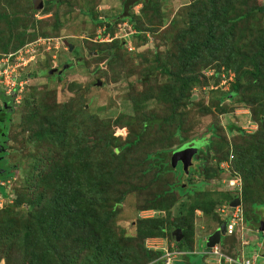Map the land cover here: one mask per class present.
<instances>
[{
  "label": "rangeland",
  "instance_id": "1",
  "mask_svg": "<svg viewBox=\"0 0 264 264\" xmlns=\"http://www.w3.org/2000/svg\"><path fill=\"white\" fill-rule=\"evenodd\" d=\"M201 1L152 0V4L144 10L143 4H138L133 10L138 15L136 28L127 20L115 22V18L123 12L122 0H0V63H4L7 56L13 53L10 60L22 64L13 73L18 72L23 79L22 86L17 87L13 94L9 92L15 97L11 139L8 141L11 152L8 156L10 162L19 164V168L13 179L6 183L9 196L0 194V220L4 217L2 211L13 208L17 194L25 190L28 175L33 171L29 155L49 150L48 145L41 150L33 148L31 152L30 148L20 150L24 145L22 139L27 134L25 125L31 123L34 129H38L41 124L47 126L53 121L50 127L54 128L58 125L61 111L68 110L72 119L85 121L93 129L98 126L107 134L104 142L108 147L104 148L103 157L119 162L120 167L118 180L112 182V193L115 195L128 187L140 189L123 201L113 223L118 234L136 236L139 219L166 215L164 211L143 206L156 193L167 189V184L175 177L170 173L164 180L167 183L156 185L152 179L154 169L145 171L151 162L145 159L146 153L179 147L183 138L187 143L208 137L213 141L211 148L204 147V152L196 155L191 167L207 161L209 167L217 168L220 157L225 160L228 155H233L232 159L237 162L236 173L231 169L222 170L194 195L178 197L174 200L170 216H178L196 198H205L207 193L214 197L217 202L213 213L196 211L192 244L194 252L208 251L204 253L201 264H229L220 261L219 254L209 252L211 247L207 246L206 240L221 226L217 225L216 215L225 220L229 212L239 207L243 221L239 220L236 230L226 239H221L217 244L218 249L232 258L252 259L256 256V264H264V232L259 230V225L254 228L246 223V214L250 218L255 216L252 211L244 212L249 206H244L241 192L246 185L253 190L264 187V167L259 164L252 167V173H247L240 165V151L243 148L255 145L264 149V124L259 122L260 114L255 115L247 104L248 100H243L251 99L248 92L245 98L242 95L231 101H222V97L231 91L238 75L233 66L227 67L224 63V59H230L228 51L223 50L221 58H218L220 52L215 59L207 56L204 59L196 58L188 64V68L178 64L180 48L189 42V39L181 37V32L187 31L192 24L189 11L191 8L197 9ZM214 1L218 8L234 4L240 7L237 11L229 10L231 16L245 11L247 5L264 3V0ZM108 22H111V28L106 25ZM242 25H248L251 29L247 30V27L243 33L237 30L238 34H242L240 40L232 41L237 51L246 49L243 55H250L256 31L264 28V16L241 22L237 27ZM19 40L23 43L20 44ZM118 42L121 43L119 47ZM20 49L23 54H20ZM252 66L249 61L246 63V67ZM165 67L167 71H164ZM8 70L9 73L13 71L11 68ZM193 70L199 80L191 79L186 85L183 84L182 78L191 77ZM250 78H245L243 85L249 86ZM144 92L147 99L141 104V110L136 111L137 100L146 97ZM0 102L3 104L2 100ZM143 113L160 117L174 113L176 118L169 120L163 128L146 129L139 141L116 152L115 149L126 141L134 140L142 130ZM231 125L236 126L230 131ZM177 128L181 130L172 133ZM73 129L72 141L75 142L77 129ZM86 131H89V127ZM168 134L173 137H166ZM85 140L90 142L91 138ZM181 150H175V155ZM218 166L221 167L220 164ZM186 175L183 178L185 183ZM192 176L195 181L203 179L197 172ZM236 178L239 181L234 183ZM231 194L233 197L230 200ZM235 196L240 197L241 204L232 207L230 202ZM21 207L22 210L16 211L26 212L30 204L24 202ZM257 209L260 210V221L264 216V204ZM175 241L176 236L172 233V237H148L141 244L146 250L162 251L155 259L161 264L167 249L180 252L176 258L185 259L183 263L175 264H189L186 250L178 249ZM2 255L0 251V260ZM0 264L6 263L1 261Z\"/></svg>",
  "mask_w": 264,
  "mask_h": 264
},
{
  "label": "trees",
  "instance_id": "2",
  "mask_svg": "<svg viewBox=\"0 0 264 264\" xmlns=\"http://www.w3.org/2000/svg\"><path fill=\"white\" fill-rule=\"evenodd\" d=\"M138 4H143L142 10H144L152 4V0H122L123 12L115 18V22L119 19L127 20L138 28V15L133 13L134 7ZM235 6L236 4L230 7L223 5L218 8L214 0H203L197 9H190L192 24L187 31L181 32V37L189 39V42L180 48L178 64L182 68H188L196 58L204 59L207 56L215 59L219 52L218 58H221L223 50L228 51L230 59H224V63L227 67L233 66L238 75L231 91L222 97V101L224 99L231 101L242 95L245 98L248 92L251 99L243 100H248L247 104L255 115L260 114L259 122L264 124V28L256 31L253 52L250 55H243L246 49L237 51L232 41V39L240 40L242 34H238L237 30L243 33L251 29L248 25L237 27L239 23L253 18L258 20L260 16H264V3L247 5L245 11L229 15V10L237 11L240 8ZM106 25L111 28V22ZM246 28L247 30L244 31ZM22 43L23 41H20V44ZM119 46H121L120 42L117 44V47ZM99 51L100 49L97 50ZM233 59L235 61H232ZM248 61L253 65L251 68L246 67ZM165 70L168 69L165 67ZM192 72L191 77L182 78L183 84L186 85L191 79H198L197 73H194L195 70ZM247 77H251L249 86L243 85ZM143 94L146 96L145 92ZM14 97V95L0 92V100L3 102V104L0 102V181L3 183L0 184V194L4 197L9 196L6 183L13 179L19 168V164L10 162L8 156L11 152L8 141L11 139ZM146 99L147 96L137 100L136 111L141 110V104ZM143 115L145 118L142 122V130L137 133L134 140L126 141L115 149L116 152L119 148L124 150L139 141L146 129L163 128L169 120L176 118L174 113L166 117L146 113ZM72 118L71 112L62 110L58 125L54 128L50 127L53 123L51 120L50 125L41 124L38 129H34L31 123L25 125L24 130L27 128V134L22 139L24 145L20 150L30 148L31 152L33 148L41 150L46 145L49 150L42 154L39 152L29 155L33 163V171L28 175L25 190L17 194L13 208L2 211L4 217L0 220V251L3 255L0 262L5 261L6 264H80V262L84 264H147L157 259L162 251L146 250L141 243L152 236L172 237L174 230L181 228L183 237L180 240L176 239L177 248L186 250L185 256L189 264H201L204 253L194 252L192 244L195 235V214L197 210H202L205 214L213 213L217 201L207 193L205 198H196L186 207V211L182 210L176 217L171 218L170 210L175 199L194 195L203 184H207L213 177L218 176L224 170L223 167L218 166L219 164L221 166V160L224 159L219 158L217 168L209 167L207 161H202L197 167H190L187 174L182 162L174 161V151L185 144L184 138L179 147L147 152L145 159H150L151 162L145 171L154 169L152 179L156 185L160 182L167 183L164 180L170 173L175 178L167 184V189L160 194L156 193L155 197L148 199L143 206L164 211L166 215L139 219L136 236L128 237L118 234L113 223L121 211L123 201L129 194L140 189L128 187L119 189L121 191L115 195L112 193V182L118 180L120 167L119 162L109 161L103 157L102 152L105 147H108L104 142L107 134H104L98 126L93 129L87 122ZM254 119L256 120L255 117ZM233 126L236 125H231L230 131L233 130ZM73 127L77 129L75 142L72 141ZM236 128L240 130L239 127ZM179 130L181 129L177 128L172 133L176 134ZM87 138H91V141L85 140ZM212 143L210 139L204 147L210 149ZM204 147L198 153L204 152ZM225 160L230 163V171L236 173L235 159H231L228 155ZM259 164L260 167H264V149L250 145L240 151V165L247 173H252V167ZM195 172L203 179L195 181L196 179L192 176ZM247 173L246 176H249ZM184 175H186L187 183L183 182ZM241 192L244 206H249L244 212L252 211L255 216L250 218L246 214V223L258 228L260 210L257 208L264 204V187L253 190L246 185ZM232 197L231 194L230 200ZM24 202L30 204L29 210L26 212L23 210V213L17 212L18 209L22 210L21 206ZM216 217L219 226L224 219L217 215ZM227 235H224L222 239H226ZM155 264H161V262L156 261Z\"/></svg>",
  "mask_w": 264,
  "mask_h": 264
},
{
  "label": "built area",
  "instance_id": "3",
  "mask_svg": "<svg viewBox=\"0 0 264 264\" xmlns=\"http://www.w3.org/2000/svg\"><path fill=\"white\" fill-rule=\"evenodd\" d=\"M19 52H20V54H23L22 49H20ZM12 56H13V53H10L6 58V61H4V63H0V92H4V93L10 94V95H12L15 92V89L17 87L19 88V86H22V83H23V79H20L18 72L13 73L16 70V68H18L22 64L20 63V61L13 62L12 60H10L12 58ZM8 68H11L13 70L12 73L11 72L9 73ZM11 91H12V94L9 93ZM230 158L232 159L233 155H231ZM221 167H223L224 170H228L230 167L229 161L225 160L221 164ZM237 181H239V179L236 178L234 183ZM231 182H233V181L231 180ZM227 217L229 220L227 222L226 234H232L236 230L239 220H240V222L243 221V218H242L243 214L240 212V208L236 207L235 211L229 212L225 218H227ZM209 252L219 254L220 261L224 260L225 262H229V264H256V259H257L256 256H254L252 259L250 257H248V258H232V257L226 256L223 253H221V251H219V249H218V245L211 247ZM179 253L180 252L169 251L168 249L165 250V253L163 256L164 262L162 264H175L177 261L176 256ZM156 261H158V260H154L148 264H155Z\"/></svg>",
  "mask_w": 264,
  "mask_h": 264
},
{
  "label": "water",
  "instance_id": "4",
  "mask_svg": "<svg viewBox=\"0 0 264 264\" xmlns=\"http://www.w3.org/2000/svg\"><path fill=\"white\" fill-rule=\"evenodd\" d=\"M209 142H210V139L208 137H202V138L194 139L192 141H189V142L185 143L182 147L179 148L180 150L182 149L181 153H179L177 155L174 154V161L176 163L181 161L184 170L186 171V173H188L189 172V168L193 164V157L199 152V150L202 147L207 145ZM0 149H1V147H0ZM240 204H241V199L238 196H235L234 199L230 202V205L232 207H236V206H238ZM228 220L229 219L227 217L223 221L221 226L214 232V234H211L209 236V238L206 240V242L208 244L207 246L209 248L210 247H214L215 245L219 244L221 242L222 237L224 235H226ZM259 230L261 232H264V216H262L261 220L259 221ZM173 233L176 236L177 240H180L183 237V232H182L181 228L174 230Z\"/></svg>",
  "mask_w": 264,
  "mask_h": 264
},
{
  "label": "crops",
  "instance_id": "5",
  "mask_svg": "<svg viewBox=\"0 0 264 264\" xmlns=\"http://www.w3.org/2000/svg\"><path fill=\"white\" fill-rule=\"evenodd\" d=\"M197 252H198V251H197ZM205 252H208V251H205V250H204V251H202L201 253H205ZM184 260H185V259H184ZM184 260H183V259H178V258H177V261H176V262H178V263H180V262L183 263Z\"/></svg>",
  "mask_w": 264,
  "mask_h": 264
},
{
  "label": "flooded vegetation",
  "instance_id": "6",
  "mask_svg": "<svg viewBox=\"0 0 264 264\" xmlns=\"http://www.w3.org/2000/svg\"><path fill=\"white\" fill-rule=\"evenodd\" d=\"M197 154H198V153H197ZM197 154H196V155H197ZM196 155L193 157V160L196 158Z\"/></svg>",
  "mask_w": 264,
  "mask_h": 264
},
{
  "label": "clouds",
  "instance_id": "7",
  "mask_svg": "<svg viewBox=\"0 0 264 264\" xmlns=\"http://www.w3.org/2000/svg\"><path fill=\"white\" fill-rule=\"evenodd\" d=\"M226 219V218H225Z\"/></svg>",
  "mask_w": 264,
  "mask_h": 264
}]
</instances>
